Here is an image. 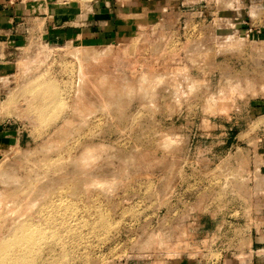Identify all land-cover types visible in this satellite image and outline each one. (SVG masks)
I'll return each mask as SVG.
<instances>
[{"label": "rangeland", "instance_id": "1", "mask_svg": "<svg viewBox=\"0 0 264 264\" xmlns=\"http://www.w3.org/2000/svg\"><path fill=\"white\" fill-rule=\"evenodd\" d=\"M80 1L85 33L32 28L0 78V264L21 225L41 246L27 264H247L264 251V8L145 0L91 43L98 0Z\"/></svg>", "mask_w": 264, "mask_h": 264}, {"label": "crops", "instance_id": "2", "mask_svg": "<svg viewBox=\"0 0 264 264\" xmlns=\"http://www.w3.org/2000/svg\"><path fill=\"white\" fill-rule=\"evenodd\" d=\"M145 2V0H117V2L110 0V10L104 7L99 0L91 3V8L96 13L88 15L89 30L87 31L92 36L89 41L103 43L113 38L116 28L115 18L112 16L105 18L107 12L117 11L121 17H126L133 10H144ZM241 2L246 4L244 9L258 5L264 8V0H242ZM84 8L86 4L81 3L80 0H71L62 4L55 0L54 2L39 0L38 3L0 0V78L12 72L13 49L20 48V44L30 40L32 28L37 29L36 36L42 37L44 42L54 46L63 44L74 34L85 33V29L74 28L79 25L77 23L83 16ZM7 131L0 121V146L6 138L10 137ZM262 236L260 242L255 241V246L261 243L260 245H263L261 248L264 249V237ZM254 248L256 256H253L247 264H264V251L263 253L257 252L259 248ZM259 253H262L261 257Z\"/></svg>", "mask_w": 264, "mask_h": 264}, {"label": "bare ground", "instance_id": "3", "mask_svg": "<svg viewBox=\"0 0 264 264\" xmlns=\"http://www.w3.org/2000/svg\"><path fill=\"white\" fill-rule=\"evenodd\" d=\"M40 26V25H39ZM41 28V27H40ZM35 31L37 30V29H34ZM34 30H31V31H33V32H35ZM1 81V80H0ZM2 82H4V80L2 79ZM85 82V81H84ZM102 84V83H101ZM54 86V85H53ZM101 86V85H100ZM47 88L48 89H46V91L45 92H43L44 94L46 93V97H48V95H49V93H51V91L54 89V87H50V86H47ZM43 93L41 94V97H45V96H43ZM79 96H81V95H79ZM58 132V131H57ZM32 228H34V226L33 227H29L28 228V230H29V232L27 231V228H26V226L25 225H21L20 226V228H19V233H20V236H19V238L17 239L16 238V240L14 241V245H16L15 246V248H12V246L11 245H8V244H6V245H4L3 247H2V249H4V251H5V253L6 254H9V253H12V252H14V251H16L18 248H20V247H18V246H23V250H22V252H20V253H14L15 255H14V257H13V263H11V264H27L28 263V260H29V256H28V254H30L31 252L33 253V251H36V250H41V246L39 245V241H37V242H35L33 245H32V247H30V248H26V247H24V245H26L27 246V244L29 243V242H32L33 240L31 239L32 238V235L34 234V233H30V230L32 229ZM32 234V235H31ZM30 237V239H28ZM34 242V241H33ZM32 242V243H33ZM9 256V255H8ZM12 256V255H11ZM7 259V258H6ZM11 261V260H10ZM34 262H32V264H33Z\"/></svg>", "mask_w": 264, "mask_h": 264}, {"label": "built area", "instance_id": "4", "mask_svg": "<svg viewBox=\"0 0 264 264\" xmlns=\"http://www.w3.org/2000/svg\"><path fill=\"white\" fill-rule=\"evenodd\" d=\"M12 1H20V2H22V1H24V0H12ZM251 31V30H250Z\"/></svg>", "mask_w": 264, "mask_h": 264}]
</instances>
